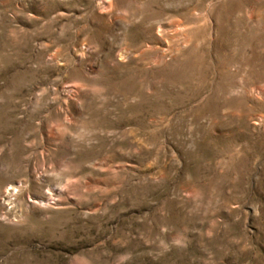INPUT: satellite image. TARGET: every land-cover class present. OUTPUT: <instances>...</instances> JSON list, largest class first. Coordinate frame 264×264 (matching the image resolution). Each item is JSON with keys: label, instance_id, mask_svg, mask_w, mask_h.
Listing matches in <instances>:
<instances>
[{"label": "rangeland", "instance_id": "1", "mask_svg": "<svg viewBox=\"0 0 264 264\" xmlns=\"http://www.w3.org/2000/svg\"><path fill=\"white\" fill-rule=\"evenodd\" d=\"M0 264H264V0H0Z\"/></svg>", "mask_w": 264, "mask_h": 264}]
</instances>
